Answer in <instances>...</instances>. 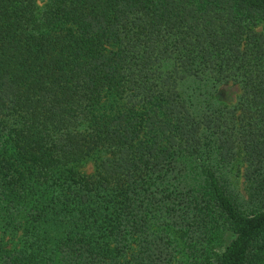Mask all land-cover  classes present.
I'll return each mask as SVG.
<instances>
[{
    "label": "trees",
    "instance_id": "16d2710c",
    "mask_svg": "<svg viewBox=\"0 0 264 264\" xmlns=\"http://www.w3.org/2000/svg\"><path fill=\"white\" fill-rule=\"evenodd\" d=\"M181 245L264 264V0H0V264Z\"/></svg>",
    "mask_w": 264,
    "mask_h": 264
},
{
    "label": "rangeland",
    "instance_id": "374dc122",
    "mask_svg": "<svg viewBox=\"0 0 264 264\" xmlns=\"http://www.w3.org/2000/svg\"><path fill=\"white\" fill-rule=\"evenodd\" d=\"M43 0H41L42 3ZM238 96V87L233 84H225L219 89L220 100L233 103L236 101ZM88 170H92V167H89ZM239 173V174H237ZM228 187L236 199L240 202L242 207H248V196L246 193V182L243 175V172H237L236 169L228 172ZM196 241V240H195ZM186 246V245H185ZM181 247L184 249L181 253L174 255L173 263L176 264L178 260H183L185 263L188 260L189 254L183 245ZM218 249V248H217Z\"/></svg>",
    "mask_w": 264,
    "mask_h": 264
}]
</instances>
